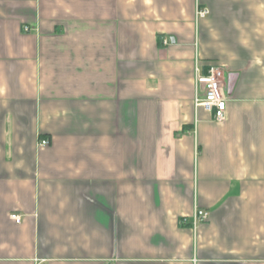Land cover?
Returning a JSON list of instances; mask_svg holds the SVG:
<instances>
[{
    "label": "crops",
    "instance_id": "crops-1",
    "mask_svg": "<svg viewBox=\"0 0 264 264\" xmlns=\"http://www.w3.org/2000/svg\"><path fill=\"white\" fill-rule=\"evenodd\" d=\"M0 264H264V0H0Z\"/></svg>",
    "mask_w": 264,
    "mask_h": 264
},
{
    "label": "built area",
    "instance_id": "built-area-1",
    "mask_svg": "<svg viewBox=\"0 0 264 264\" xmlns=\"http://www.w3.org/2000/svg\"><path fill=\"white\" fill-rule=\"evenodd\" d=\"M208 15L206 9H197L196 18L201 19ZM27 31V28H25ZM167 45V41H163ZM195 106L211 116V120L222 123L225 120L227 97L225 95L224 72L220 65H208L204 72L198 67L195 68ZM50 142L46 139L38 140L39 147H47ZM10 218L15 222H20V217L13 214ZM208 218V213L203 210H195L192 216L191 226L195 227ZM183 223V221H182Z\"/></svg>",
    "mask_w": 264,
    "mask_h": 264
},
{
    "label": "water",
    "instance_id": "water-1",
    "mask_svg": "<svg viewBox=\"0 0 264 264\" xmlns=\"http://www.w3.org/2000/svg\"><path fill=\"white\" fill-rule=\"evenodd\" d=\"M233 85H234V80H232L231 76H228V79H227V92H228V94L231 93Z\"/></svg>",
    "mask_w": 264,
    "mask_h": 264
}]
</instances>
